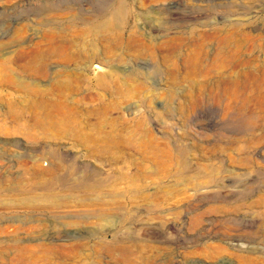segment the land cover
<instances>
[{
	"label": "rangeland",
	"instance_id": "374dc122",
	"mask_svg": "<svg viewBox=\"0 0 264 264\" xmlns=\"http://www.w3.org/2000/svg\"><path fill=\"white\" fill-rule=\"evenodd\" d=\"M0 264H264V0H0Z\"/></svg>",
	"mask_w": 264,
	"mask_h": 264
}]
</instances>
